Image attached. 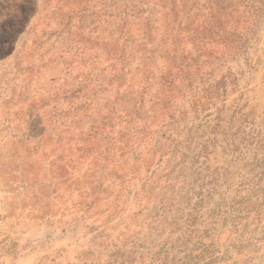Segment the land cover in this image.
Listing matches in <instances>:
<instances>
[{"label": "clouds", "instance_id": "obj_1", "mask_svg": "<svg viewBox=\"0 0 264 264\" xmlns=\"http://www.w3.org/2000/svg\"><path fill=\"white\" fill-rule=\"evenodd\" d=\"M31 3L39 7L38 27L44 28L43 43L32 42L35 29L30 34L32 38L18 40L23 28L8 10L0 9V131L5 137L16 139L27 137V112L33 106L53 134H61L68 126L64 112L69 106L63 99L64 89L74 87L65 83L70 76L53 63L61 55L53 47V41L65 39L52 31L53 22H61L56 19L60 3L58 0H31ZM125 5L135 13L149 7L145 0H124L120 7ZM53 6L57 11L53 12ZM245 7L259 8L264 35V0L259 6L254 0H245ZM145 17L147 12L130 17L139 21L133 27H138L142 34H137L139 47L128 53V59L135 61L133 68L141 70L135 77H129L123 88L97 80L91 87L108 90L88 99L92 105L91 119L86 121L87 131L79 130L86 137L82 147L90 150L96 160L93 171L99 175L106 166L105 176L115 173L123 177L119 205L129 200L138 205L134 229L125 231L118 240L98 237V248L106 258L107 253L118 251L110 264H208L214 250L220 247L228 248L239 264H247L251 249L240 256L235 249L248 244V238H239V233L227 241L221 237L228 235L233 223H239L237 214L251 205L250 174L245 167L247 147L259 143L264 156V128L253 129L247 97L241 96L244 90L234 82V77L243 79L245 73L255 71L256 56L264 72V44L255 54L247 50L246 44L234 51L236 67L229 66L226 83H216L223 71L217 75L205 69L197 74L194 65L190 69L192 75L186 79L185 74L173 67V57H179L186 44L174 45L179 51L173 52L158 37L150 43V36L143 29ZM154 46L166 51V66L159 71L149 63ZM73 52L75 47L65 58L75 59L78 64L79 57H73ZM111 56L109 78L119 75L118 42ZM246 60L250 61L247 65ZM186 63L191 65V60ZM169 69L178 75L166 85L159 77ZM82 71L86 74L90 69ZM69 72L72 76L76 74L71 69ZM54 75L57 78L52 83ZM228 95L235 96L231 104L226 102ZM138 112L144 114L143 119L136 118ZM83 115L73 118L82 119ZM109 122L115 127H109ZM106 156L112 159L106 162ZM114 211L119 212L120 208L114 207ZM224 223L227 229L222 228ZM252 246H257L255 241ZM259 247L264 256V241ZM93 261L85 258L80 264ZM259 264H264V259Z\"/></svg>", "mask_w": 264, "mask_h": 264}, {"label": "rangeland", "instance_id": "obj_2", "mask_svg": "<svg viewBox=\"0 0 264 264\" xmlns=\"http://www.w3.org/2000/svg\"><path fill=\"white\" fill-rule=\"evenodd\" d=\"M164 1L165 3H160V0H145L149 7L135 13L130 11L127 5L120 7L124 0H58L60 8L56 19L61 22L60 24L53 22L52 31L65 39L53 41V47L61 52L53 63L60 72L70 76V80L65 83L74 85L65 88L63 93V99L69 106L64 112L68 117L66 121L68 126L61 134L54 135L46 126L47 122L36 106H33L27 112L26 138L5 137L0 131V264H80L85 258L89 261H93L94 258L93 264H110L111 257L117 255L118 251L107 253L106 258L105 253L98 248L97 238L107 236L112 240H118L125 231L134 229L137 202L129 200L119 205L123 177L115 173L105 176L103 172L106 166L101 168L99 175L93 171L96 160L90 150L82 147L86 137L82 136L79 130L87 131L86 121L91 119L89 111L92 105L88 103V99L99 97L108 90L91 87L97 80L123 88L128 78L135 77L141 70L133 68L132 64L135 61L128 59V53L133 48L139 47L136 40L137 34L140 33L138 27H133L139 24V21L130 17L143 16L147 12L145 18H151L152 27L151 33H148L150 43L152 39L158 37L171 49L173 44L183 40V37L178 40L176 31L173 30V17L169 5L172 2L176 6L175 14L180 16L182 0ZM193 1L191 0V3ZM255 4L259 6L261 3ZM152 8L155 9V13L150 15ZM250 8L241 7L242 20L248 21L240 29L245 33V37L236 49L246 44L247 50L255 54L261 51L260 45L264 44V35L261 34V13H256L258 16L254 18L248 16ZM0 9L8 10L17 25L23 28L18 40L32 38L30 34L35 29L32 42L34 44L44 42V28L38 27L40 24L38 5H33L31 0H2ZM52 10L57 11L54 6ZM123 18L127 21L125 26L121 22ZM124 28H128V31L124 32ZM116 42L119 45L120 57L123 56L127 63L124 66L119 62V75L109 78L108 74L112 68L109 61L112 59L111 53ZM19 47L18 43L17 48ZM73 47L75 52L72 55L79 57L78 64L75 59L65 58V54ZM152 49L156 51V55L151 58L149 56V63L153 69L159 71L166 66V51L159 46H154ZM234 51L231 50L226 56L221 57L213 54L211 60L206 58H200L196 62L191 60V66H196L197 74L205 69H210L217 75L223 71L224 75H221L216 83H226L225 76L229 74V66L236 67ZM192 53L195 58V53ZM216 58L223 59L216 60ZM249 62L246 60L245 65ZM260 64V58L256 56V65L253 66L255 71L245 73L243 79L234 77V82L244 90L241 96L247 97L249 122L253 129L264 128V72L261 71ZM60 65H64V68L61 69ZM69 69L76 74L72 76ZM89 69L86 74L82 71ZM169 71L171 72L169 69L162 75L167 76ZM188 74L192 75L191 70ZM82 76L83 80H81ZM56 78L55 75L51 77L52 83H55ZM81 99L85 103H77ZM225 99L231 104L235 96L228 95ZM81 113L84 114L82 119L73 118ZM143 116L142 112H138L136 118L143 119ZM109 127L115 125L109 122ZM261 151L259 143L249 145L245 167L250 164L254 167L253 174L247 171L251 178L255 177V191L260 190L259 194H256L258 198L253 201L264 206L262 199L264 191L261 190L264 187V170H262L264 156L261 155ZM104 159L109 162L112 158L106 156ZM63 168L67 171L65 169L61 171ZM99 180L102 182L101 189L97 188ZM200 195H204V192L201 191ZM262 206L259 209L263 217L260 224L247 219L241 224L242 230L241 225L236 227L237 231L243 234L244 225H248L243 235L244 238H248L249 243L235 249L237 256L251 249V254L247 256V264H259V260L264 259L259 247L264 241V235H261L264 233ZM114 207H119L120 211L115 212ZM249 216L254 218L255 213ZM221 226L225 229L228 227L223 224ZM231 229L228 235L222 236L221 239L227 241L235 235ZM252 241H255L257 246L253 247ZM218 253L222 254L218 255ZM215 258L218 260L213 261H232V264H239V261L233 259L228 248H216L211 259ZM211 259L208 264L211 263Z\"/></svg>", "mask_w": 264, "mask_h": 264}, {"label": "trees", "instance_id": "obj_3", "mask_svg": "<svg viewBox=\"0 0 264 264\" xmlns=\"http://www.w3.org/2000/svg\"><path fill=\"white\" fill-rule=\"evenodd\" d=\"M235 2L241 4L238 5ZM256 2L261 3V0H254V3ZM160 3H165V1L160 0ZM188 4H190L189 7ZM169 5L173 17V30L176 31L178 40L180 37H183V40H180L172 45L171 50L173 52L179 51V48L173 46L186 44V47L183 49V51H180V56L173 57V67L178 68L180 70V73L185 74L186 79L190 77L188 72L191 68V65H188L186 63L187 61L192 60L196 62V60L200 58H206L207 60H211V56L213 54L218 55L220 57L226 56L229 52H231V50H236V47L244 41L245 33L242 32L240 29L242 25L244 27L248 20H242L243 17L241 14V7H243L244 9L250 8L245 7V0H203V3H201V0H194L192 3L191 0H182L180 5V7L182 8L180 16H178V14H175L176 6H174L172 2L169 3ZM252 8L253 7L250 8L248 16L250 15L253 18L257 17L258 15H256V13H260L259 9ZM172 12H174L175 15ZM150 13V15H153L155 13V9L152 8L150 10ZM121 22L125 26L127 24L126 18H123ZM150 22V17L145 18V31L147 33H151L152 31ZM193 25H195V27H193ZM150 51V58L154 57L156 55V51L154 49ZM192 52L195 53V58L193 57ZM159 55L162 56V54ZM219 58H216V60L223 59ZM119 61L122 62L124 66L127 63L126 59L123 58V56L119 58ZM177 75V73L174 74L172 71H169L167 76L161 75L160 80L163 84H171L174 82V78ZM246 168L247 171L251 174H253L255 171L252 164L247 165ZM64 169L65 168L61 169V171ZM67 176H71V174H67ZM97 184V188L101 189L100 184H102V182H100L99 180ZM254 185L255 177H250L249 187L251 188V205L247 211L237 214L236 219L239 221V223H233L232 225L231 232L235 234L239 233V238H244L243 234L246 232V228L248 227V225H244L243 234L242 232L240 233L239 231H237L236 227L241 225L243 221H246L247 219H252L253 222L260 224L263 219V217H261L262 211L259 210L262 206V203L258 205L257 202L253 201L254 199L258 198V195L256 194H259L260 192V190L255 191ZM252 213H255L254 218H251V216H249ZM244 215L247 216L244 217ZM224 225H227V223H224L223 226ZM249 233L251 234L252 232ZM213 260L218 259H211L210 264L213 263Z\"/></svg>", "mask_w": 264, "mask_h": 264}]
</instances>
